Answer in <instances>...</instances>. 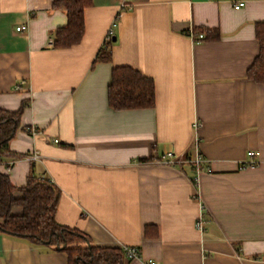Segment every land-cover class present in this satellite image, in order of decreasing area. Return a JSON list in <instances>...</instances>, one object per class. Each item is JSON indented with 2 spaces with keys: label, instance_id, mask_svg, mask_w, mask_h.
I'll use <instances>...</instances> for the list:
<instances>
[{
  "label": "crops",
  "instance_id": "obj_1",
  "mask_svg": "<svg viewBox=\"0 0 264 264\" xmlns=\"http://www.w3.org/2000/svg\"><path fill=\"white\" fill-rule=\"evenodd\" d=\"M52 5L0 0V108L23 107L0 171L16 186L55 184L57 221L96 245L139 247L126 264H264V83L248 77L264 0H93L66 48L50 43L68 21ZM198 28L219 37L195 40ZM109 41L111 58L98 60ZM123 65L153 79V107L110 106ZM34 150L39 160L24 157ZM250 150L258 164L241 168ZM167 152L201 153L203 169L159 161ZM68 260L0 231V264Z\"/></svg>",
  "mask_w": 264,
  "mask_h": 264
},
{
  "label": "trees",
  "instance_id": "obj_2",
  "mask_svg": "<svg viewBox=\"0 0 264 264\" xmlns=\"http://www.w3.org/2000/svg\"><path fill=\"white\" fill-rule=\"evenodd\" d=\"M92 4L93 0H53L52 7L65 11L68 17L67 24L55 31L53 44L56 47H72L81 41L86 30L84 11ZM198 29L197 33H207L203 39L219 37L217 29ZM256 37L260 52L250 66L248 77L264 83V21L257 23ZM110 43L99 52L98 60L111 58ZM112 70L108 99L113 109L151 108L155 105V83L151 77L125 65ZM22 109L0 108V163L20 125ZM59 196V188L47 179L31 175L24 186H16L8 174L0 171V231L24 238L33 245L57 246L67 253L68 264H126L121 247L96 245L85 232L57 221ZM16 207L21 211L15 212Z\"/></svg>",
  "mask_w": 264,
  "mask_h": 264
},
{
  "label": "built area",
  "instance_id": "obj_3",
  "mask_svg": "<svg viewBox=\"0 0 264 264\" xmlns=\"http://www.w3.org/2000/svg\"><path fill=\"white\" fill-rule=\"evenodd\" d=\"M244 5L243 2L237 3L235 4V8H240ZM27 29L26 25H20L19 27H17V31L20 30H25ZM189 36L193 39L196 40V38L198 39H203L204 34L203 33H197L194 29H191L189 32ZM110 38V34H108V39ZM50 43H53V39H50ZM32 132L33 134H37L38 130H36V128H32ZM53 142L58 143L59 139L54 138ZM248 157L250 160H244L241 161L240 166L241 168H253L254 166H257L258 161L256 159H254L253 157H255L258 152L257 151H248ZM24 157L28 160H39L40 158V151L39 150H34L32 152H29L27 154L24 155ZM161 162H165V163H171V164H177V165H182V163L184 162H188L191 163L193 165L194 168H196V171L199 172L200 170L203 169V164L205 162V158L201 153L196 154V156L194 158H191L190 156H186L184 154L181 155H177L174 154L172 152H167L165 155H163L161 158L158 159ZM14 161H11L10 163H13ZM204 213L199 216L197 222H196V226L197 228H199L200 230L204 229ZM123 251H124V256L126 257V259L131 260V259H136V258H140L141 257V253H140V249L137 246H132V245H127L122 247ZM146 264H158V261H154V260H149Z\"/></svg>",
  "mask_w": 264,
  "mask_h": 264
}]
</instances>
